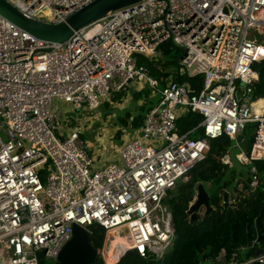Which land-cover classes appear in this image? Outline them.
I'll list each match as a JSON object with an SVG mask.
<instances>
[{"label": "built area", "instance_id": "2783aa9c", "mask_svg": "<svg viewBox=\"0 0 264 264\" xmlns=\"http://www.w3.org/2000/svg\"><path fill=\"white\" fill-rule=\"evenodd\" d=\"M6 1L27 17L59 22L93 0ZM45 9L50 18L42 16ZM169 44L183 51L179 63L188 76L202 77L200 87L173 79L160 86L140 63ZM257 63H264V0H141L61 43L41 40L0 15V264L57 261L74 226L90 233L95 223L106 230L98 249L105 264H118L130 252L162 259L175 240L170 201L178 181L189 180L211 140L224 134L234 143L221 161L232 166L231 150L238 148L235 159L249 168L252 189L263 188ZM129 80L157 89L160 102L124 140L120 162L97 167L82 122L71 128L73 111L99 108ZM55 101L73 114H58ZM189 110L203 119L180 132L177 114ZM250 124L255 131L247 150L242 140ZM200 127L204 136L191 137ZM224 256L223 250L217 264ZM234 264H264V252Z\"/></svg>", "mask_w": 264, "mask_h": 264}, {"label": "trees", "instance_id": "16d2710c", "mask_svg": "<svg viewBox=\"0 0 264 264\" xmlns=\"http://www.w3.org/2000/svg\"><path fill=\"white\" fill-rule=\"evenodd\" d=\"M171 49L166 50L162 47L160 54ZM158 56L152 60L141 56L139 60L149 68L150 73L160 81L161 86L167 84L170 75H174L175 80L180 83H190L196 88L200 85L202 81L200 76H188L186 72L165 74L163 69L166 64L161 63L162 59H158ZM179 58L180 55L177 54L174 62L179 63ZM255 68L259 72V80L253 86L254 97L256 100L264 99V63L255 64ZM134 96L138 99L140 93L135 91ZM146 106L143 103L139 107L140 113L132 117L135 127L142 124ZM202 119V115L189 110L179 117L178 125L182 132H187L200 124ZM129 122L127 118H122L123 125L127 126ZM196 131H199L198 137L204 136L201 127ZM244 137L247 138L245 134ZM233 143L234 141L226 134L212 139L207 157L191 171L188 181L178 184L170 201L176 229L175 240L164 257L160 260L147 259L130 252L118 264H203V261L209 259L218 261L223 250L225 256L220 264H231L255 256L263 248L264 237L251 247H248V237L255 240L258 229L264 234V190L261 187L252 189L248 167L238 162L228 166L221 161V157ZM250 145L251 142L247 150ZM263 164L264 160H259L261 171L264 168ZM200 183L207 188L214 209L205 215V208L201 210V207L196 211L197 218L193 221L188 210L191 202L195 200L197 184ZM226 192H228L227 203H225ZM105 234L106 230L99 224L95 223L90 227V241L95 248H102ZM242 248H246L245 254L240 253ZM94 264H105L101 255L97 256Z\"/></svg>", "mask_w": 264, "mask_h": 264}, {"label": "water", "instance_id": "95a60500", "mask_svg": "<svg viewBox=\"0 0 264 264\" xmlns=\"http://www.w3.org/2000/svg\"><path fill=\"white\" fill-rule=\"evenodd\" d=\"M141 0H93L81 9L68 15L64 20L59 22H46L34 18L27 17L15 6L6 0H0V15L17 27L31 33L35 37L48 41L61 43L69 39L72 34L82 29L94 21L107 16L109 13L126 8L128 6L139 3ZM171 44L166 46V50H170ZM184 53L180 55V58ZM179 60V59H178ZM180 64V63H179ZM132 80L128 81V84ZM178 113V118L181 117ZM242 144L244 148L248 147V139L243 138ZM228 202V192L225 193V203ZM201 207H205V215H208L213 206L210 203V194L203 183L197 188L195 202L190 205L188 214L194 221L197 218L196 211ZM264 234L258 229L257 243L261 241ZM254 241L248 237V247L253 246ZM243 248L240 250L242 253ZM264 250L258 251V255ZM98 256V249L95 248L90 241V233L87 229L80 225H75L72 238L66 243L61 250L58 260L55 264H94Z\"/></svg>", "mask_w": 264, "mask_h": 264}, {"label": "rangeland", "instance_id": "374dc122", "mask_svg": "<svg viewBox=\"0 0 264 264\" xmlns=\"http://www.w3.org/2000/svg\"><path fill=\"white\" fill-rule=\"evenodd\" d=\"M42 16L46 18H50L51 14L49 13L48 9H45L42 13ZM183 51L177 47H172L171 51L169 52H163V54H160L158 56V59H162L161 63H165V67L163 69V72L165 74H184L185 69L183 66H181L179 63L174 62L175 56L182 55ZM145 57V56H143ZM148 60H152L154 58L146 57ZM156 59V57H155ZM146 60L145 62L147 63ZM169 62V63H167ZM134 91H140L143 95L140 102L139 99H136L133 97ZM152 91V92H151ZM115 93V94H114ZM110 95L109 99L103 102V104L92 111H81L77 113L76 111H73L74 115L77 117L75 120L74 125L71 126L72 129L76 128V123L82 122V129H83V137L86 139H89V146L91 147V151L94 154L95 160L98 161L101 159L100 153H106V151H109L111 154H116L119 144H123L124 140H127L131 138L134 133L135 129L132 130V125L129 123L128 127L125 128L123 131V137L122 138H115V141L113 137L118 134L119 127L123 126L122 118H127L128 122L132 119L133 115H136L140 113L141 109H139L141 103H145L147 107L151 106V104H158L161 95L158 93L157 89H151L149 88L148 84L146 82H135L133 81L129 85H127L126 88L114 92ZM160 97V99H159ZM63 108V110L61 109ZM68 108V109H67ZM58 109V114H66L69 113L72 115V110L70 111V107H68L67 104L62 103V107H56ZM127 110L131 111V115L127 116L126 112ZM122 117V118H121ZM63 122L62 116L59 118ZM64 123V122H63ZM62 129L67 135V127L65 125L62 126ZM255 131V124H250L246 128L245 135L247 139L251 142L253 139ZM180 132H182L180 130ZM116 133V134H115ZM58 135L59 132H57ZM200 136L199 131L193 132L191 134V137L195 138ZM93 137H95L93 139ZM84 138V139H85ZM120 145V147H121ZM119 147V148H120ZM239 152V149L236 147H233L231 150V156L236 162L235 154ZM49 170H45L46 175L49 174ZM44 185L46 186L47 180H43ZM181 183V180L178 181ZM176 189L174 190V192ZM40 198L44 200V196L41 194ZM204 209V207L201 208V210ZM205 214V211H204ZM246 253V250L244 254ZM203 264H212L211 260H205L203 261ZM46 264H55L56 261L53 259H45Z\"/></svg>", "mask_w": 264, "mask_h": 264}, {"label": "crops", "instance_id": "0c3cea01", "mask_svg": "<svg viewBox=\"0 0 264 264\" xmlns=\"http://www.w3.org/2000/svg\"><path fill=\"white\" fill-rule=\"evenodd\" d=\"M157 79V78H156ZM171 79H173V80H175V76L174 75H170L169 76V78H168V80H167V82L169 81V80H171ZM158 80V79H157ZM159 81V80H158ZM133 82V81H132ZM136 82V81H135ZM138 82V81H137ZM159 84H160V81H159ZM188 84H190V83H188ZM129 85V84H128ZM191 85V84H190ZM149 86V85H148ZM161 86V85H160ZM192 86V85H191ZM127 87V86H126ZM125 87V88H126ZM198 87H200V85L198 86ZM197 87V88H198ZM149 88H151L150 86H149ZM194 88H196V87H194ZM196 88V89H197ZM152 89V88H151ZM135 92V91H134ZM134 92H133V97H135L134 96ZM139 93H140V96H139V102H140V100H141V98H142V94H141V92L140 91H138ZM152 92V91H151ZM262 99V98H261ZM262 100H264V99H262ZM62 103L63 102H60V101H55L54 102V107H55V109H56V107H62ZM65 104V103H64ZM68 105V104H67ZM141 105H143V103H141L140 104V106ZM152 105H154V104H151V106ZM151 106H149V107H147L146 106V111L151 107ZM68 107H70V109H71V106L70 105H68ZM62 110H63V108H61ZM68 109V108H67ZM57 111H58V109H56ZM131 114L132 112L131 111H129V110H127V112H126V115H129V114ZM139 114V113H138ZM138 114H136V115H133V118L135 117V116H137ZM132 118V119H133ZM130 120V122L129 123H131V125H132V130H134L135 131V133H138L139 131H140V127L142 126V124H143V121H142V124L139 126V127H135L134 126V123H133V120ZM144 119V118H143ZM129 125V124H128ZM128 125L126 126V125H123L122 127H119V129L117 130L118 131V134L117 135H115L114 137H113V139H114V141H115V138H122L123 136V131H128V130H125V128H127L128 127ZM119 130H123V131H119ZM116 134V133H115ZM83 138H85V137H83ZM95 137H93V139H94ZM85 141H86V143L89 145V139H84ZM248 142H249V144H250V141L248 140ZM252 142V141H251ZM120 145L121 144H119V145H117L118 146V149H117V152H116V154H111L109 151H106V153H100L99 155H100V157H101V159H99L98 161H96V166L97 167H100V166H103V165H105V164H107V163H110V162H120V154H119V150H120ZM243 145V144H242ZM90 147V146H89ZM91 148V147H90ZM94 155V154H93ZM264 160V159H263ZM237 162V161H236ZM259 162V161H258ZM258 162H257V166H258V168H259V165H258ZM235 163V162H234ZM240 164V163H239ZM234 165V164H233ZM232 165V166H233ZM229 166V165H228ZM244 166V165H243ZM245 167H247V166H245ZM263 167H264V164H263ZM259 171H260V175H261V179H262V186H263V188H264V168H263V170L261 171L260 170V168H259ZM262 188V190H264ZM194 202H195V200H194ZM193 202V203H194ZM205 208V207H204ZM206 210V209H205ZM257 238H258V234H257ZM257 238L255 239V240H253L254 241V244L253 245H255V244H257V242H256V240H257ZM245 250H246V248L244 249L243 248V253L245 252ZM261 250H264V246H263V248L261 249ZM260 251V250H259ZM264 252V251H263ZM262 252V253H263ZM258 253V252H257ZM256 255H258V254H256ZM255 255V256H256ZM252 257H254V256H252ZM251 258V257H250ZM224 259V258H223ZM247 259H249V258H247ZM211 259H209V261H210ZM211 262H212V264H217L218 263V261H212L211 260ZM231 264H234V263H231Z\"/></svg>", "mask_w": 264, "mask_h": 264}]
</instances>
